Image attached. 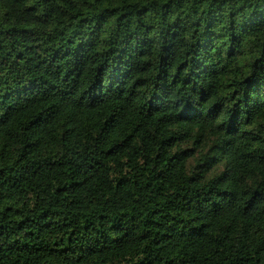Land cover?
<instances>
[{
	"label": "clouds",
	"instance_id": "1",
	"mask_svg": "<svg viewBox=\"0 0 264 264\" xmlns=\"http://www.w3.org/2000/svg\"><path fill=\"white\" fill-rule=\"evenodd\" d=\"M0 264H264V0H0Z\"/></svg>",
	"mask_w": 264,
	"mask_h": 264
}]
</instances>
